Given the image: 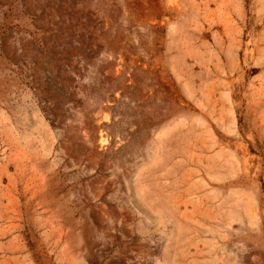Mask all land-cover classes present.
<instances>
[{"label": "rangeland", "instance_id": "rangeland-1", "mask_svg": "<svg viewBox=\"0 0 264 264\" xmlns=\"http://www.w3.org/2000/svg\"><path fill=\"white\" fill-rule=\"evenodd\" d=\"M0 264H264V0H0Z\"/></svg>", "mask_w": 264, "mask_h": 264}, {"label": "water", "instance_id": "water-1", "mask_svg": "<svg viewBox=\"0 0 264 264\" xmlns=\"http://www.w3.org/2000/svg\"><path fill=\"white\" fill-rule=\"evenodd\" d=\"M96 121H97V119H96V118H93V122H94V124H95V126H96L97 128H100L101 126L106 125V124H104V123L99 125V124L96 123ZM113 145H114V141L112 140V143L109 145V147H108V149H107L108 152H114V151H116V150L114 149Z\"/></svg>", "mask_w": 264, "mask_h": 264}]
</instances>
